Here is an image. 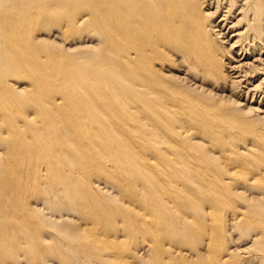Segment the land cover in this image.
<instances>
[{
  "label": "bare ground",
  "instance_id": "bare-ground-1",
  "mask_svg": "<svg viewBox=\"0 0 264 264\" xmlns=\"http://www.w3.org/2000/svg\"><path fill=\"white\" fill-rule=\"evenodd\" d=\"M57 1L0 0V24L21 6L50 14ZM85 2L91 16L111 13V45H126L140 70L121 72L115 48L96 70L92 56L70 55L79 106L123 96L100 101L92 125L64 98L37 107L26 87L0 95V264H264V104L250 94L264 78L240 91L264 73V0ZM228 20L244 29L221 47ZM48 38L28 43L50 53Z\"/></svg>",
  "mask_w": 264,
  "mask_h": 264
},
{
  "label": "rangeland",
  "instance_id": "rangeland-1",
  "mask_svg": "<svg viewBox=\"0 0 264 264\" xmlns=\"http://www.w3.org/2000/svg\"><path fill=\"white\" fill-rule=\"evenodd\" d=\"M27 1L28 0H25V2ZM11 2L12 1H9L5 7H9ZM85 3V0H58L56 5L52 7V10H49L51 11L50 14L45 12V8L40 9V11L39 9H35L32 12L29 11L31 9H29L30 7L27 8L28 6H25V8L24 6H21L17 10L12 9L13 11H17L14 13L16 17L18 16L17 21L8 22L6 20L8 27H6L3 23L0 24L3 28L9 29L5 32L2 41H0V51L4 42L12 44V48L8 51V64H0V95L4 96L6 94L16 92L21 87H26L28 92L38 94V99H36L35 102L32 100L33 104H36L37 107L40 105L45 106L46 101L53 102L56 100V102H59L63 100L61 98H64V103L73 102L74 106H77V110L79 112L77 119L82 122L86 120L89 125H92V122H95L98 118V113L101 108L99 107L100 101L103 102L105 99L111 98V101L115 103L118 99L123 97L121 92L116 90L113 93L109 92V95L107 93L106 95L98 97L92 96L88 102H83V107H81L78 105V101L74 95V91L78 90V88L75 87L72 80H70L68 76V78L66 77L67 74H65V69H67V66H72V64L74 65L75 63L68 61L70 55L78 56L79 61L84 60L83 55L92 56L89 57L91 60L90 65L92 69L96 70L98 66L110 58V51L114 48L116 51V53H114V61H119V64L116 62V66L121 72L127 70V65L129 64L132 65L134 71L140 70L136 69V60L133 55L126 51V45H123L120 41L111 45L112 38L109 34L111 27L105 25V22L109 19L111 13L104 12L100 18L98 14L91 16V11ZM20 9L22 11H20ZM211 12H213V10H211ZM48 15L49 17L46 23L48 24V28L47 30H43V27L45 26H41V21L43 20V17H47ZM219 20H221L220 17L215 19L216 24ZM209 21H211V19H209ZM230 21L231 20L226 21L224 29L221 33V39L225 43H221V47L227 45V41L232 44L235 41V39L232 40V36H234L238 31L241 32L244 29V27L240 24L238 25V28L234 29L235 32H232L229 29L231 26ZM232 22L235 23L234 21ZM219 30V28L215 29L217 32ZM44 33L49 36L48 40L51 39L58 44V49L56 48L57 50L50 53L37 51L35 47L28 43L31 39L35 42L36 38H43L45 35ZM208 37L211 36L208 35ZM245 38L246 37L241 39V42H243ZM213 40L214 39H211V41ZM81 41H84L86 42V45L91 46L93 51H80L74 53V51L70 50L72 47L76 46V43L79 44ZM228 59V54L224 51L221 61L226 60L227 62ZM253 60V56L249 58L250 62ZM178 67L180 66L176 63L171 70L176 73V70L181 69ZM146 75L147 74L143 71V77ZM99 77L103 76L100 75ZM263 78V72L256 71L255 73L250 74L247 79L248 81L240 84L241 94L242 92L245 93L247 89L253 90V86H255L256 83L260 82ZM82 86L92 85L85 84ZM102 87H100V89H102L104 93L110 89L109 85H102ZM263 87L260 91L255 90L256 93H250L255 96L253 99L255 104H253V106H256L258 101H261V103L264 104V95L262 94V92H264ZM206 88L208 89L209 87ZM257 91H259V93ZM241 100L242 103L247 106L252 101L248 95V101L246 102L245 94L242 95ZM18 103H20V100ZM117 108L115 111L117 115L123 118L126 116L125 119L129 121L131 116L130 108L128 107V111L124 106H119ZM39 110L40 109L37 108L35 115H30L36 116V114L39 113ZM41 127L44 129L45 125L41 124ZM237 246L238 245H233L232 250L236 251Z\"/></svg>",
  "mask_w": 264,
  "mask_h": 264
}]
</instances>
